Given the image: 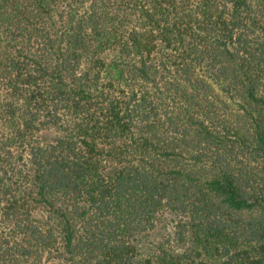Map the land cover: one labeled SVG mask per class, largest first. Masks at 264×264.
Segmentation results:
<instances>
[{
	"label": "trees",
	"instance_id": "obj_1",
	"mask_svg": "<svg viewBox=\"0 0 264 264\" xmlns=\"http://www.w3.org/2000/svg\"><path fill=\"white\" fill-rule=\"evenodd\" d=\"M0 264H264V0H0Z\"/></svg>",
	"mask_w": 264,
	"mask_h": 264
}]
</instances>
